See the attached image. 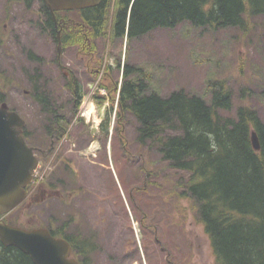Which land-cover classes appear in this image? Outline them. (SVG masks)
<instances>
[{
    "label": "rangeland",
    "instance_id": "1",
    "mask_svg": "<svg viewBox=\"0 0 264 264\" xmlns=\"http://www.w3.org/2000/svg\"><path fill=\"white\" fill-rule=\"evenodd\" d=\"M26 4V0H0V88L25 119L34 146L46 153L53 137L45 135L44 145L38 143L44 117L38 115L27 76L39 70L43 76L35 74V83L44 84L59 106L73 99L72 90L65 87V77L73 76L75 90L83 94L79 111L57 143L56 157L39 155L37 178L55 171V179L64 178L69 184L67 196L71 192L76 196L51 195L40 200L39 208L26 202L7 220L25 228L69 221L67 231L96 243L91 264H216L193 203L180 198L179 183L187 173L168 167L156 149L139 145L138 122L132 114L119 124L118 90L126 65L141 69L136 75L150 80L165 97L178 90L208 96L209 81L225 80L233 95L232 113L239 106H250L264 122V16L249 17L246 31L179 24L132 40L106 38L98 43L91 69L75 47H61L58 61L56 37L39 28L40 4ZM112 16L111 11L110 23ZM113 84L118 90L116 85L110 98L105 87ZM97 96L108 99L99 104ZM88 106L96 120L85 118ZM111 110L105 137L97 123ZM153 161L158 162L154 168ZM66 165L76 173L64 170Z\"/></svg>",
    "mask_w": 264,
    "mask_h": 264
},
{
    "label": "trees",
    "instance_id": "2",
    "mask_svg": "<svg viewBox=\"0 0 264 264\" xmlns=\"http://www.w3.org/2000/svg\"><path fill=\"white\" fill-rule=\"evenodd\" d=\"M35 1L40 4L39 28L54 37L60 32L62 49H78L91 69L98 43L106 38L132 40L155 29H174L179 24L214 31H246L249 17L264 16V0H102L96 7L57 12L54 21L44 1ZM30 58L42 61L35 55ZM138 70L141 69L131 65L124 67L119 90L117 84L102 85L110 91V98L114 97L117 85L119 124L126 114H132L138 122L139 145L156 149L168 167L187 173L179 183L180 198L193 203L194 215L209 237L216 264H264V122L258 111L250 106H239L232 113L233 95L225 80L209 81L208 96L178 90L165 97L152 88L150 80L137 76ZM35 74L38 78L43 76L37 70L27 77L33 99L39 105L38 115L44 117L40 145L45 135L62 138L67 133L83 94L80 89L75 90L73 76L65 77V87L72 90L73 99L59 106L44 84L35 83ZM4 91L0 88V104L9 105ZM105 99L108 97L97 96L99 104ZM112 114V110L107 112L101 123L102 136L109 135ZM77 121L84 122L83 119ZM253 131L259 138V151L253 147ZM24 135L34 146L27 128ZM157 163L152 162L153 168ZM63 169L71 174L75 172L69 165ZM147 176L148 173L146 179ZM57 183L69 185L64 178H58ZM146 184L148 182L144 187ZM27 190L32 191L33 185ZM9 215L1 218L16 226L7 220ZM67 223L59 226L53 221L43 227L55 237L68 240L73 256L81 264H91L96 243L81 233L67 231ZM0 264L34 262L17 247L4 246L0 241Z\"/></svg>",
    "mask_w": 264,
    "mask_h": 264
},
{
    "label": "water",
    "instance_id": "3",
    "mask_svg": "<svg viewBox=\"0 0 264 264\" xmlns=\"http://www.w3.org/2000/svg\"><path fill=\"white\" fill-rule=\"evenodd\" d=\"M47 9L75 11L99 6L102 0H44ZM58 50L61 53L60 33ZM25 120L19 113L9 108L7 103L0 104V241L4 246L17 247L28 255L34 264H81L73 255L70 242L57 238L47 228L26 229L1 220L27 198V187L34 178L39 166L23 129ZM252 143L256 151L261 146L257 133H252Z\"/></svg>",
    "mask_w": 264,
    "mask_h": 264
},
{
    "label": "flooded vegetation",
    "instance_id": "4",
    "mask_svg": "<svg viewBox=\"0 0 264 264\" xmlns=\"http://www.w3.org/2000/svg\"><path fill=\"white\" fill-rule=\"evenodd\" d=\"M29 2L34 3V6H35V0H32V1L31 0H26L27 4ZM32 6H33V4H32ZM52 16H53V19L55 21L56 20L55 14H52ZM57 35H58V33H57ZM56 39H57V36H56ZM56 41H57V44H58V39ZM58 61H60L59 57H58ZM59 66H60V64H59ZM66 75H67V73H66ZM67 77H69V75ZM60 140H61V138L54 136L52 144L50 145V148L48 149V151L46 153H45V151L40 150L39 148H34L35 149V154L38 157H39L40 154L44 155L45 157L46 156H52V158L56 157L55 153L58 150L57 149V143H59ZM64 162H66V161H64ZM54 172L55 171H53L51 173L52 175L50 176L48 181L47 180L40 181V179L39 180L36 179L37 175L35 174V179L33 181V183H34L33 190L28 193V197H27V199H26V201L24 203H26V202L35 203V208H39L40 200L41 201H45V199L46 198H50L51 195H53V199H59V198H61L63 196L64 197H70L69 199H72V198H74L76 196V193H74V192L73 193L71 192L69 194L70 196H67V193H65V192H67V190L70 188L69 185L63 186L61 184H58L57 183L58 179H55ZM45 181H46V183L48 182V184H45ZM27 229H33V227L32 228H27Z\"/></svg>",
    "mask_w": 264,
    "mask_h": 264
},
{
    "label": "bare ground",
    "instance_id": "5",
    "mask_svg": "<svg viewBox=\"0 0 264 264\" xmlns=\"http://www.w3.org/2000/svg\"><path fill=\"white\" fill-rule=\"evenodd\" d=\"M45 29V28H44ZM34 59V58H33ZM93 108V107H92ZM93 112H92V110H91V108L90 107H88L87 109H86V111H85V114H86V116H89L90 114H92Z\"/></svg>",
    "mask_w": 264,
    "mask_h": 264
}]
</instances>
